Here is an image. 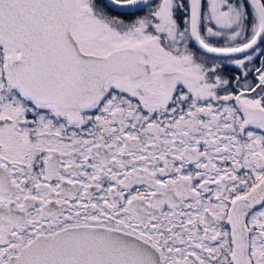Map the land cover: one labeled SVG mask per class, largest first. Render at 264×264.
<instances>
[{
  "label": "snow or ice",
  "instance_id": "6c2138e0",
  "mask_svg": "<svg viewBox=\"0 0 264 264\" xmlns=\"http://www.w3.org/2000/svg\"><path fill=\"white\" fill-rule=\"evenodd\" d=\"M0 264H264V0H0Z\"/></svg>",
  "mask_w": 264,
  "mask_h": 264
},
{
  "label": "flooded vegetation",
  "instance_id": "af4514ba",
  "mask_svg": "<svg viewBox=\"0 0 264 264\" xmlns=\"http://www.w3.org/2000/svg\"><path fill=\"white\" fill-rule=\"evenodd\" d=\"M231 69L230 68H228V67H226L225 68V71L227 72V71H230Z\"/></svg>",
  "mask_w": 264,
  "mask_h": 264
}]
</instances>
